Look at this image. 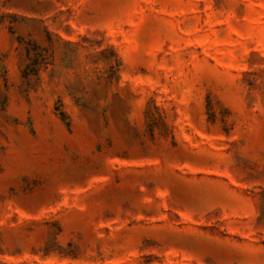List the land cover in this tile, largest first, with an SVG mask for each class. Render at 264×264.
<instances>
[{"label":"rangeland","instance_id":"1","mask_svg":"<svg viewBox=\"0 0 264 264\" xmlns=\"http://www.w3.org/2000/svg\"><path fill=\"white\" fill-rule=\"evenodd\" d=\"M0 264H264V0H0Z\"/></svg>","mask_w":264,"mask_h":264}]
</instances>
